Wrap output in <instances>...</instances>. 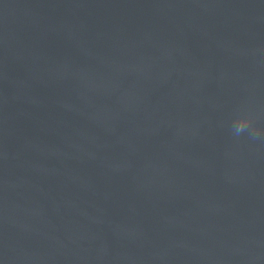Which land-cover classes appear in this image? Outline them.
I'll return each instance as SVG.
<instances>
[{
	"label": "clouds",
	"instance_id": "1",
	"mask_svg": "<svg viewBox=\"0 0 264 264\" xmlns=\"http://www.w3.org/2000/svg\"><path fill=\"white\" fill-rule=\"evenodd\" d=\"M250 123H251V117H249V116L238 117V119L236 120V122L234 124L235 133L237 135H239L240 133L245 131V129L248 127V125ZM253 134H254V136H258L259 135V130L258 129H254L253 130Z\"/></svg>",
	"mask_w": 264,
	"mask_h": 264
}]
</instances>
